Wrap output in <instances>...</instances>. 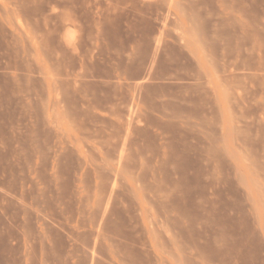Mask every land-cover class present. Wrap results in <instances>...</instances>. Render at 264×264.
Instances as JSON below:
<instances>
[{
    "label": "rangeland",
    "instance_id": "1",
    "mask_svg": "<svg viewBox=\"0 0 264 264\" xmlns=\"http://www.w3.org/2000/svg\"><path fill=\"white\" fill-rule=\"evenodd\" d=\"M0 264H264V0H0Z\"/></svg>",
    "mask_w": 264,
    "mask_h": 264
}]
</instances>
